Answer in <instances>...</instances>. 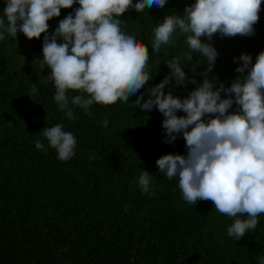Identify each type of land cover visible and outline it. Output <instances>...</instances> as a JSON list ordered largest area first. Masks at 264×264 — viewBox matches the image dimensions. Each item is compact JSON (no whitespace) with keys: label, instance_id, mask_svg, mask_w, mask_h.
<instances>
[{"label":"trees","instance_id":"16d2710c","mask_svg":"<svg viewBox=\"0 0 264 264\" xmlns=\"http://www.w3.org/2000/svg\"><path fill=\"white\" fill-rule=\"evenodd\" d=\"M194 2L167 0L163 8L129 9L121 17L148 46L153 78L128 102L93 104L90 117L77 107V119L69 120L53 99L54 83L38 82L48 75L47 69L38 75L34 63L43 59V34L39 40L18 33L16 41L10 36L0 41V264H259L264 214L254 231L236 241L227 235L233 218L219 213L211 201L195 206L184 201L178 180L158 173L155 163L164 154H185L183 137L174 144L163 142L162 114L132 104L168 74V59L187 50L180 37L175 46L162 45L153 54L154 27ZM4 7L0 0V18ZM76 7L62 9L48 22L49 31ZM259 17L253 36L213 38L219 53L213 71L229 86L238 75L234 58L249 53L254 62L264 50V0ZM198 59L193 54L184 70L201 80L207 65L192 66ZM33 83L40 90L36 94L30 93ZM194 87L179 86L174 94L184 97ZM57 123L77 138L75 155L66 161L41 135L44 127ZM37 139L46 152L35 148ZM143 168L153 175L154 195L139 188Z\"/></svg>","mask_w":264,"mask_h":264},{"label":"clouds","instance_id":"9594fccd","mask_svg":"<svg viewBox=\"0 0 264 264\" xmlns=\"http://www.w3.org/2000/svg\"><path fill=\"white\" fill-rule=\"evenodd\" d=\"M166 2L5 0L0 41L9 36L16 41L18 33L39 40L43 34V59L34 63L39 65L38 75L45 69L48 75L38 82L54 83L53 99L69 120L77 119V107L90 117L93 104L128 102L153 78L148 46L121 17L129 9L144 13L151 7L163 8ZM74 5L78 7L50 32L48 22ZM261 5L262 0H195L182 13L166 15L153 29L152 53L159 54L162 45L175 46L180 37L187 50L168 59V74L132 101L134 109L155 108L162 114L163 142L174 144L180 136L185 141V154L168 153L156 160L158 173L178 180L187 203L211 201L219 213L233 218L227 235L236 241L254 231L264 214V50L254 62L249 53L234 58L238 75L229 86L213 71L219 53L212 41L216 35L253 36ZM193 54L199 59L192 66L207 65L199 73L201 80L184 70ZM189 84L195 87L186 96L174 94L177 87L187 89ZM69 90L78 94L69 95ZM39 91L33 83L30 93ZM101 123L107 127L109 121ZM41 135L61 161L75 155L77 138L62 124L44 127ZM35 148L47 151L40 139ZM152 180L143 168L138 178L143 194L154 195ZM259 264H264V257Z\"/></svg>","mask_w":264,"mask_h":264},{"label":"rangeland","instance_id":"374dc122","mask_svg":"<svg viewBox=\"0 0 264 264\" xmlns=\"http://www.w3.org/2000/svg\"><path fill=\"white\" fill-rule=\"evenodd\" d=\"M161 136H162V137H163V139H164V134H163V133L161 134Z\"/></svg>","mask_w":264,"mask_h":264}]
</instances>
